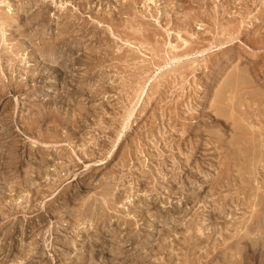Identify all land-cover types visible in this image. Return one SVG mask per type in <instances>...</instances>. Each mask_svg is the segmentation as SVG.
Returning <instances> with one entry per match:
<instances>
[{
	"label": "rangeland",
	"instance_id": "rangeland-1",
	"mask_svg": "<svg viewBox=\"0 0 264 264\" xmlns=\"http://www.w3.org/2000/svg\"><path fill=\"white\" fill-rule=\"evenodd\" d=\"M0 264H264V0H0Z\"/></svg>",
	"mask_w": 264,
	"mask_h": 264
}]
</instances>
